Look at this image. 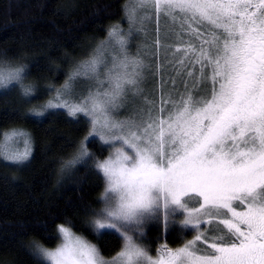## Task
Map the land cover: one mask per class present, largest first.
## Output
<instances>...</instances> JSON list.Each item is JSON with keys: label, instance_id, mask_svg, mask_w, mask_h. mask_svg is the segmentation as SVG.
I'll return each instance as SVG.
<instances>
[{"label": "snow or ice", "instance_id": "snow-or-ice-1", "mask_svg": "<svg viewBox=\"0 0 264 264\" xmlns=\"http://www.w3.org/2000/svg\"><path fill=\"white\" fill-rule=\"evenodd\" d=\"M164 3L172 10L173 20L178 9L185 20L208 21L223 29L214 36L212 50L202 51V59L196 61L201 64L199 77L194 71L186 72L191 85L183 78L185 73L178 72L179 83L171 80V91L164 99L169 82L161 79V106L157 107L141 87L143 62L129 60L126 52L118 53L104 80L98 77L99 67L107 66L106 59L85 62L73 74L97 79V91L89 98L91 107L88 100L69 105L58 91L55 99L60 102L49 101L46 108H67L69 116L92 117L89 137L96 135L100 116L105 118V126L125 132L112 142L119 141L131 154L120 148L115 159L94 163L107 187L102 197L105 207L96 213L99 218L92 226L98 234L114 230L125 240L124 250L111 264H264V0ZM208 67L212 68L210 82ZM160 71L158 66L156 72ZM23 73L24 66L0 64V85L17 82L25 96L32 95L33 87L22 83ZM129 96L143 98L138 118L113 121L110 114L125 107ZM12 135L23 139L25 149L8 153L5 159L14 163L28 160V134ZM93 155L82 144L79 154L64 167L83 163ZM193 198L197 203L202 198L203 203L199 209L189 210L187 203ZM178 211L185 214L181 223L198 230V235L176 251L164 246V253L152 259L128 234L140 232L147 219H162L167 228L171 214ZM229 215L230 219L219 221L223 234L209 237L199 232L204 217ZM58 231L63 242L57 248L36 244V252L50 264H108L94 245L70 228L59 225ZM202 238L214 241L210 254L199 255L194 247Z\"/></svg>", "mask_w": 264, "mask_h": 264}, {"label": "trees", "instance_id": "trees-1", "mask_svg": "<svg viewBox=\"0 0 264 264\" xmlns=\"http://www.w3.org/2000/svg\"><path fill=\"white\" fill-rule=\"evenodd\" d=\"M126 2L0 0V63L24 66L22 83L33 87L30 96L23 94L20 84L0 90V143L11 130L27 133L31 142V155L21 163L5 159L0 148V264H48L33 247L37 243L54 247L59 225L86 238L104 257L115 255L121 247L115 232L102 230L98 234L92 226L102 209L104 187L94 163L108 156V146L97 137L85 139L90 121L84 114L72 117L68 109L46 105L55 100L58 91L65 94L62 100L83 104V95L74 100L68 95L69 85L81 92L88 89L84 75L73 74L98 55L102 42L119 37L128 23ZM112 30L115 35L108 38ZM202 33L197 44L183 47V54L172 63V72L185 73L183 78L189 85L192 80L187 71L200 75L201 64L196 61L202 59L198 54L203 47L201 38L214 37L206 30ZM211 69H206L209 82ZM36 112L43 115L37 117ZM82 144L94 155L65 168V162L79 154ZM141 229L146 232L140 240L154 254L163 246L173 249L192 237L176 224L165 228L158 221ZM206 230L202 229L208 235Z\"/></svg>", "mask_w": 264, "mask_h": 264}, {"label": "rangeland", "instance_id": "rangeland-1", "mask_svg": "<svg viewBox=\"0 0 264 264\" xmlns=\"http://www.w3.org/2000/svg\"><path fill=\"white\" fill-rule=\"evenodd\" d=\"M125 16L128 18V23L123 27V30L117 35L118 38L110 39L105 43H101L99 51L97 52V56L95 58L106 59L107 66L101 65L99 67V79H105V72L108 68L112 67V57L117 56L118 53H127L129 60H140L145 65L143 71V81L141 83V87L145 91V95L149 101H155L156 106L160 107L161 101V90H160V83L161 79L168 81V86L164 89L163 98L167 99V94L171 91V80L175 79L177 83H179V77L176 73L172 72L173 66L172 63L179 59V55L183 54V47L188 45H196L198 36H202V30H206L208 36H219L223 29L217 28L215 25L209 23L208 21H196L185 20L182 14L179 13V10H176V17L173 20V13L172 10L165 8L164 0H160L159 4L155 3V0H127L125 4ZM167 12V16L164 13ZM111 36H107L108 38L115 35V30H112ZM203 36L206 35L204 32L202 33ZM121 41L124 43L121 44ZM211 41V42H210ZM223 41H221L222 43ZM201 44H203V49L200 48L198 50L199 56H201V52L203 50L204 53H208L212 50L214 44V37L210 40L209 37H202ZM6 62H2L0 64H5ZM150 66V67H149ZM161 67L162 71L156 72L157 67ZM79 69V67H78ZM77 69V70H78ZM174 74V76L172 75ZM155 74V75H154ZM82 76V75H81ZM79 76V77H81ZM211 76H212V69H211ZM86 79L87 83V90L81 92L77 89L76 86L69 85V93L68 95L73 96V100L83 95L81 98V103L85 100H88V107H91V100L90 95H94L97 91V79L96 78H89L83 76ZM24 79V75H23ZM15 84L18 85L20 83L13 82L8 86ZM75 84V83H74ZM7 86V87H8ZM6 87H0V90L5 89ZM107 88V83L104 85V89ZM103 90V89H101ZM183 91V87L180 88ZM57 94H54L56 97ZM65 97L64 92L61 95V99ZM60 101H53V103H59ZM67 101L69 105H76L79 103ZM143 106V98L133 99L131 96L128 97L125 107L120 108L117 111L112 112L111 119L113 121H127L129 119L138 118L137 117V109ZM67 109V108H65ZM68 111V110H67ZM100 119V125L97 126V133L94 137L100 139L105 145L108 146L109 153L105 159H115L116 157V149L124 148L127 154H131L130 151L122 145L119 141L113 143V139L116 136H123L125 132H121L119 129H113L110 124L105 126V118L103 116L98 117ZM90 121V132H92V124L91 119L92 117H88ZM104 126V127H101ZM126 131V130H125ZM14 132H22L19 130H11L5 133V135L1 139L0 148L1 153L5 157L8 153L12 151H24L25 144L23 139H17L12 134ZM89 132V133H90ZM103 136V139H101ZM89 137V135L87 136ZM109 141L105 143L104 141ZM101 160V161H103ZM102 175V174H101ZM103 177V175H102ZM104 179V187L100 195L102 208L105 207L103 203L102 197L105 192V188L107 187L106 180ZM203 203L202 198L200 202H195L193 198L187 203V207L189 210L192 209H199L200 204ZM240 210V209H238ZM185 218V214H182L180 211L177 213L171 214L169 224H176L180 228L190 232L192 237L187 241L183 242L182 245L177 246L176 248H167L172 251H176L182 247H184L189 241H193L195 237L198 235V230L192 228L190 225L185 226L181 223V221ZM230 215L225 216H206L204 217V224L203 227L199 230V232H203L202 229L214 228L215 231H208L209 237L221 235L223 234L220 232V228L224 229V226L219 223L222 219H230ZM158 221L156 219H147L143 221L141 228L151 222ZM158 222L163 223V220H159ZM133 228L136 225H132ZM144 230V229H143ZM141 230L140 232L131 231L128 234L132 235L136 241V243L146 251L147 255L152 259H157L159 255H162L165 251L163 248L158 253H151L145 245H143L142 241L140 240V236H143L146 231ZM115 232L114 230H110ZM73 232V231H72ZM76 236L81 237L88 243L94 245L90 241H88L83 236L73 232ZM121 238V247L115 253V255L111 257H104L100 253V257L108 264L113 262L114 258H118L119 253H121L125 248V240L121 237V235L115 232ZM62 236L58 232V241L54 247H45L48 249H55L62 244ZM194 245L195 248L199 249V255L210 254L211 244L214 242L211 238L204 240L203 238ZM200 245V246H199ZM95 246V245H94ZM96 247V246H95ZM201 247V248H200ZM97 248V247H96ZM33 251L35 254L39 255L36 252V246L33 247ZM40 256V255H39ZM42 260L46 263L50 264L49 261L45 260L42 256H40Z\"/></svg>", "mask_w": 264, "mask_h": 264}, {"label": "clouds", "instance_id": "clouds-1", "mask_svg": "<svg viewBox=\"0 0 264 264\" xmlns=\"http://www.w3.org/2000/svg\"><path fill=\"white\" fill-rule=\"evenodd\" d=\"M3 85H0V87H2Z\"/></svg>", "mask_w": 264, "mask_h": 264}]
</instances>
